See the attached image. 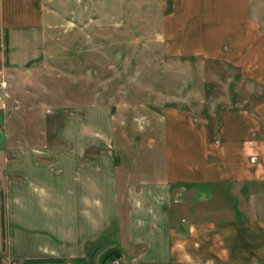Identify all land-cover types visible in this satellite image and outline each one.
Returning a JSON list of instances; mask_svg holds the SVG:
<instances>
[{
  "label": "crops",
  "instance_id": "0c3cea01",
  "mask_svg": "<svg viewBox=\"0 0 264 264\" xmlns=\"http://www.w3.org/2000/svg\"><path fill=\"white\" fill-rule=\"evenodd\" d=\"M95 4L0 0L6 58ZM157 39L165 57L223 63L264 86V0H173ZM158 126L141 175L123 166L106 104L66 111L50 148L6 147L0 130L5 262L98 264L87 248L115 227L123 264H264V220L238 216L228 190L264 183V100L202 121L165 109Z\"/></svg>",
  "mask_w": 264,
  "mask_h": 264
},
{
  "label": "rangeland",
  "instance_id": "374dc122",
  "mask_svg": "<svg viewBox=\"0 0 264 264\" xmlns=\"http://www.w3.org/2000/svg\"><path fill=\"white\" fill-rule=\"evenodd\" d=\"M87 1L100 6L85 11L84 19L81 12L70 13V24L64 21L49 29L51 42L24 43L20 60L6 58L0 46V111L5 115L0 130L6 147H53L66 111L106 104L114 115L115 145L122 151L123 166L141 175L153 158L149 148L165 109L202 121L226 109L250 110L264 100V86L241 81L238 71L226 64L164 56L158 29L173 0ZM37 47L43 48L42 55L29 59ZM14 52L11 49L10 55ZM2 158L0 154V175ZM228 190L227 205L240 211L238 216L264 220V183ZM4 198L0 177V264H7ZM220 202L213 207H227ZM116 235L111 228L90 245L87 261L112 264L114 258L105 257L119 252Z\"/></svg>",
  "mask_w": 264,
  "mask_h": 264
},
{
  "label": "trees",
  "instance_id": "16d2710c",
  "mask_svg": "<svg viewBox=\"0 0 264 264\" xmlns=\"http://www.w3.org/2000/svg\"><path fill=\"white\" fill-rule=\"evenodd\" d=\"M110 257H113L115 259V258H120L121 256H120V253L118 251H110L105 258L110 259ZM107 260H105L103 263H106ZM79 261H81V260H77V262H79Z\"/></svg>",
  "mask_w": 264,
  "mask_h": 264
},
{
  "label": "built area",
  "instance_id": "2783aa9c",
  "mask_svg": "<svg viewBox=\"0 0 264 264\" xmlns=\"http://www.w3.org/2000/svg\"><path fill=\"white\" fill-rule=\"evenodd\" d=\"M122 263V260L121 258H116L112 261V264H121Z\"/></svg>",
  "mask_w": 264,
  "mask_h": 264
}]
</instances>
